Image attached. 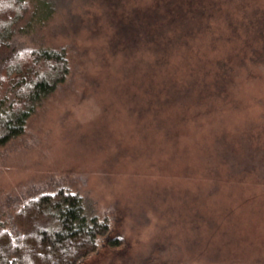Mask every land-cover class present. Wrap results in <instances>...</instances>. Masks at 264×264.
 <instances>
[{
	"label": "rangeland",
	"instance_id": "obj_1",
	"mask_svg": "<svg viewBox=\"0 0 264 264\" xmlns=\"http://www.w3.org/2000/svg\"><path fill=\"white\" fill-rule=\"evenodd\" d=\"M81 6L83 26L57 35L70 45L66 82L0 147V212L63 186L109 224L78 264H264V64L244 57L247 28L225 35L216 20L189 48L168 42L155 87L151 47L132 49L143 68L127 74L126 47L92 28L108 4Z\"/></svg>",
	"mask_w": 264,
	"mask_h": 264
},
{
	"label": "trees",
	"instance_id": "obj_2",
	"mask_svg": "<svg viewBox=\"0 0 264 264\" xmlns=\"http://www.w3.org/2000/svg\"><path fill=\"white\" fill-rule=\"evenodd\" d=\"M83 1L0 0V147L21 135L41 102L66 82L70 45L57 35L74 34L83 26L90 15L82 9ZM102 1L108 4L102 16L105 26L93 22L97 28H92L101 33L108 27V46L126 47L127 74L143 68L144 57L132 49L151 47L153 56L144 68L155 87L166 80L159 66L167 43L179 40L189 48L190 36L212 33L214 26L226 24L225 35L246 27L244 57L264 64V6L248 10L242 0ZM232 6L242 7L243 13L232 16ZM108 232V222L88 211L77 192L63 186L42 189L9 201L0 212V264H78L98 249Z\"/></svg>",
	"mask_w": 264,
	"mask_h": 264
}]
</instances>
